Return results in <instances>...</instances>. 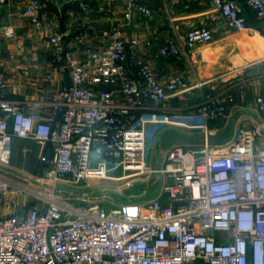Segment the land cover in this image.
Masks as SVG:
<instances>
[{
	"label": "built area",
	"instance_id": "obj_1",
	"mask_svg": "<svg viewBox=\"0 0 264 264\" xmlns=\"http://www.w3.org/2000/svg\"><path fill=\"white\" fill-rule=\"evenodd\" d=\"M43 1L56 2L19 0L22 16L39 35L45 31ZM150 1L69 3L85 14H104L114 3H124L125 18L130 20L134 12L149 16ZM212 2L227 28L246 39L254 34L247 27L246 7L264 22V0ZM14 34L6 29L3 36ZM83 38L78 50L84 58L66 50L60 36L49 40L52 62L68 82L45 108L48 122L41 120L38 111L0 98V170L10 166L14 139H32L53 149V168L45 175L49 180L76 186L91 179H110L123 182L125 193L135 185L148 186L157 176L163 181L161 192L140 201L135 198L144 193L129 195L131 199L110 209L49 197L28 202L24 216H0V264H264V96L256 98L261 114L258 127L238 128L226 144L212 147L207 124L234 104L233 89L220 91L213 86L197 109L200 124L188 123L185 117L168 113L167 107L191 88L179 76L162 85L150 65L130 62L128 54L137 40L126 41L116 26L108 44L96 46L87 30ZM213 39L212 30L195 28L187 33L185 44L170 39L160 56L190 54ZM130 67L136 69L137 79L130 76ZM5 85L6 77L0 72V89ZM235 88L243 91L245 84L237 82ZM151 125L199 130L203 144L194 152L174 147L163 168H151L147 158ZM21 189L0 171V196H14Z\"/></svg>",
	"mask_w": 264,
	"mask_h": 264
},
{
	"label": "crops",
	"instance_id": "obj_2",
	"mask_svg": "<svg viewBox=\"0 0 264 264\" xmlns=\"http://www.w3.org/2000/svg\"><path fill=\"white\" fill-rule=\"evenodd\" d=\"M148 4L152 9L149 16L134 12L127 20L124 3H114L104 14H85L69 0L43 1L41 15L45 31L39 35L22 16L19 0H0V72L6 77L0 98L22 103L28 111L40 112L41 120L48 122L50 115L45 108L68 82L67 76L52 62L50 38L60 36L66 50L84 58L78 50L85 41L84 31H89L92 43L100 46L109 43V33L116 26L123 30L126 41H138L130 48V62L137 60L150 65L162 85L170 77L179 76L191 88L169 101L168 113L183 116L188 123H200L197 109L212 94L213 86L220 91L230 88L235 102L221 118L208 122L211 140L226 144L238 128L258 127L261 114L256 98L264 96V22L258 21L249 8L244 9L247 27L254 30L247 40L243 34L227 28L212 0H151ZM200 27L213 31L212 42L196 46L190 54L160 56L170 39L185 44L187 33ZM6 29H13L14 36L4 37ZM129 73L137 79L135 68L130 67ZM208 80L215 82L198 87ZM237 82L245 84L243 91L235 88ZM202 144L201 131L166 125L147 128V158L154 169L168 163L167 156L174 147L194 152ZM43 158L46 163L42 162ZM52 160L50 145L32 139H14L10 166L0 171L14 180L44 177L53 168ZM162 184L157 176L151 177L146 192L136 201L156 197ZM18 207L15 201L0 198V216L18 213L24 216L26 204L19 211Z\"/></svg>",
	"mask_w": 264,
	"mask_h": 264
},
{
	"label": "rangeland",
	"instance_id": "obj_3",
	"mask_svg": "<svg viewBox=\"0 0 264 264\" xmlns=\"http://www.w3.org/2000/svg\"><path fill=\"white\" fill-rule=\"evenodd\" d=\"M195 132L200 131L197 130ZM210 144L212 147L223 146V144L213 142L212 140ZM16 181L23 189L19 190L14 196H0V198L11 202L15 201L19 206L17 211L20 210V207L23 208L24 204H28V202H39L40 199L47 197L54 198L66 204H75L78 206L99 204L106 207V209H110L111 206L126 201L128 197L131 199L129 195L127 196L122 191L124 188L123 182L110 179H91L76 186H72L66 181L49 180L45 176ZM137 199L135 198V200ZM140 200H143V198Z\"/></svg>",
	"mask_w": 264,
	"mask_h": 264
},
{
	"label": "water",
	"instance_id": "obj_4",
	"mask_svg": "<svg viewBox=\"0 0 264 264\" xmlns=\"http://www.w3.org/2000/svg\"><path fill=\"white\" fill-rule=\"evenodd\" d=\"M146 191V186L145 184H139L135 185L132 190L126 191L125 193L127 195H133V196H139L142 193H145Z\"/></svg>",
	"mask_w": 264,
	"mask_h": 264
},
{
	"label": "clouds",
	"instance_id": "obj_5",
	"mask_svg": "<svg viewBox=\"0 0 264 264\" xmlns=\"http://www.w3.org/2000/svg\"><path fill=\"white\" fill-rule=\"evenodd\" d=\"M256 253H257V256H259V255H258V250H257V249H256Z\"/></svg>",
	"mask_w": 264,
	"mask_h": 264
},
{
	"label": "bare ground",
	"instance_id": "obj_6",
	"mask_svg": "<svg viewBox=\"0 0 264 264\" xmlns=\"http://www.w3.org/2000/svg\"><path fill=\"white\" fill-rule=\"evenodd\" d=\"M247 40H250V39H247Z\"/></svg>",
	"mask_w": 264,
	"mask_h": 264
}]
</instances>
